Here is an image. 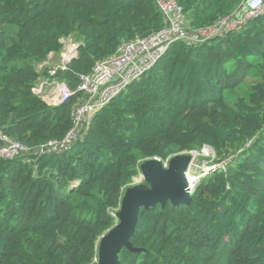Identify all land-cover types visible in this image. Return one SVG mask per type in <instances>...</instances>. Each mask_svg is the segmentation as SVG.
<instances>
[{"label": "trees", "instance_id": "1", "mask_svg": "<svg viewBox=\"0 0 264 264\" xmlns=\"http://www.w3.org/2000/svg\"><path fill=\"white\" fill-rule=\"evenodd\" d=\"M176 1L193 33L247 2ZM166 27L156 0H0V131L30 148L0 155V264H94L140 164L206 146L224 166L197 181L189 203L141 208L120 264H264V12L201 43H171L69 149L36 153L73 128L88 96L80 76ZM73 37L81 43L57 80L74 93L56 103L36 91L49 76L39 64Z\"/></svg>", "mask_w": 264, "mask_h": 264}, {"label": "built area", "instance_id": "2", "mask_svg": "<svg viewBox=\"0 0 264 264\" xmlns=\"http://www.w3.org/2000/svg\"><path fill=\"white\" fill-rule=\"evenodd\" d=\"M257 1L258 6H252V2ZM159 8L167 20V27L156 34L146 38H137L124 43L120 50L107 58L99 60L91 74L80 76V83L77 90L86 93L85 101L79 104L74 113V126L62 141H50L36 150L38 154H53L69 149L77 140V133L86 121L93 118L96 110L101 109L109 101L117 97L125 88L142 75L151 70L162 58L170 44L179 40H189L194 43H201L217 35H223L238 28L250 17H255L264 12L263 0H247L244 6L245 18L239 13H234L231 17L222 19L216 26L199 31H190L186 26L185 14L182 6L176 0H156ZM202 31L210 34L204 36ZM77 46L69 49L67 55L55 61L54 55L49 57V61L39 64V67L48 68L49 76L43 83L36 87V91L48 100L56 103L67 101L74 93L69 89L66 82L57 80L60 71H65L68 62L78 50ZM99 83L111 85L108 91L100 90ZM56 95V96H53ZM97 103L96 105H94ZM30 148L23 143L5 136L0 131V155L13 159L27 155ZM167 163H165L166 165Z\"/></svg>", "mask_w": 264, "mask_h": 264}, {"label": "water", "instance_id": "3", "mask_svg": "<svg viewBox=\"0 0 264 264\" xmlns=\"http://www.w3.org/2000/svg\"><path fill=\"white\" fill-rule=\"evenodd\" d=\"M192 152H183L170 158L165 165L157 158L140 164L144 182L129 186L116 213L118 222L104 234L98 243V260L94 264H120L119 254L123 248L134 250L131 238L136 232L141 208L163 205L171 200L174 205L189 203L192 184L188 169ZM192 187V188H191Z\"/></svg>", "mask_w": 264, "mask_h": 264}, {"label": "rangeland", "instance_id": "4", "mask_svg": "<svg viewBox=\"0 0 264 264\" xmlns=\"http://www.w3.org/2000/svg\"><path fill=\"white\" fill-rule=\"evenodd\" d=\"M252 6H258V2L257 1H253ZM245 9L241 8L238 13L241 17H243V19L245 18L244 13H246L244 11ZM202 34L206 37L208 36L210 33L208 31H202ZM81 42L77 41L76 38H72V39H65L64 40V48L61 52V54L56 55L53 59L55 61H58L60 56L61 58L64 57V55H67V51L71 48H73L74 46H77L78 44H80ZM42 81H44V78H40L38 80V84L43 83ZM98 87L100 90H105L108 91V89L111 87V85H106V83H99ZM56 96V95H53ZM97 103H95L94 105H96ZM192 160H191V165L189 166L188 169V176L193 177V178H197L198 180L204 176L206 173L212 171L213 169H215V167L217 166H224V164L222 163H216L215 159H216V155H215V151L209 147L206 146L204 147L202 150L200 151H195L192 152ZM189 177V178H190ZM196 181V179H195ZM144 182L142 173L140 171V173L134 178V184H138V183H142ZM132 184V185H134ZM192 187H194V185H191ZM191 187V188H192Z\"/></svg>", "mask_w": 264, "mask_h": 264}, {"label": "bare ground", "instance_id": "5", "mask_svg": "<svg viewBox=\"0 0 264 264\" xmlns=\"http://www.w3.org/2000/svg\"><path fill=\"white\" fill-rule=\"evenodd\" d=\"M189 177H190V176H189ZM195 179L197 180V178H193V177H190V178H189L190 182H194Z\"/></svg>", "mask_w": 264, "mask_h": 264}, {"label": "clouds", "instance_id": "6", "mask_svg": "<svg viewBox=\"0 0 264 264\" xmlns=\"http://www.w3.org/2000/svg\"><path fill=\"white\" fill-rule=\"evenodd\" d=\"M43 82V81H42ZM37 85H39V84H37ZM189 177V176H188ZM198 180V179H197ZM197 183V182H196ZM193 189V188H192ZM191 192H192V190H191Z\"/></svg>", "mask_w": 264, "mask_h": 264}]
</instances>
